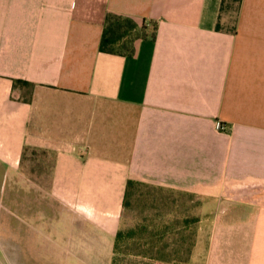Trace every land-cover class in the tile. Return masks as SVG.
Instances as JSON below:
<instances>
[{"label": "crops", "instance_id": "1", "mask_svg": "<svg viewBox=\"0 0 264 264\" xmlns=\"http://www.w3.org/2000/svg\"><path fill=\"white\" fill-rule=\"evenodd\" d=\"M129 179L191 199L197 264H264V0H0L7 264H112Z\"/></svg>", "mask_w": 264, "mask_h": 264}, {"label": "rangeland", "instance_id": "2", "mask_svg": "<svg viewBox=\"0 0 264 264\" xmlns=\"http://www.w3.org/2000/svg\"><path fill=\"white\" fill-rule=\"evenodd\" d=\"M136 36L139 37L140 34H137L136 31H132L130 36L123 40V43L126 44L125 46L128 47L130 40ZM123 43L118 44L116 48L126 52L127 50ZM35 159L37 160V155H35ZM5 180L0 184V213H5L7 209L6 191L8 186ZM142 189L144 195L140 196L138 201L136 200V202L131 203L121 220V229L129 232L132 236L127 237V239L121 244L124 253L119 255L118 264H152L150 259L136 256L134 254L135 251L147 248L152 244H157L159 246L166 242L173 247L174 239L177 237L176 232H170L164 237L163 241H158L157 237H153V233L157 228L161 229L165 222L168 224H172L175 221L181 223L185 217L194 215L196 211L195 204L191 202V199L185 194L175 191L165 192L152 188ZM147 191L149 193H147ZM247 192L250 194L247 196L251 200L263 199L264 197V192L260 188L257 189L250 187ZM162 212H168V215L164 219H159V217L155 216L157 213ZM4 222L5 218L3 217L1 219L0 229L4 227ZM197 225L198 223L192 224V229L190 230H196L197 232ZM143 226H146L147 228H144ZM190 230H185V233L189 234ZM6 250V234L5 230H2L0 231V264H7ZM187 264H197V261H193L190 258Z\"/></svg>", "mask_w": 264, "mask_h": 264}, {"label": "trees", "instance_id": "3", "mask_svg": "<svg viewBox=\"0 0 264 264\" xmlns=\"http://www.w3.org/2000/svg\"><path fill=\"white\" fill-rule=\"evenodd\" d=\"M136 28V24L129 18L121 17L114 14H108L106 17L105 27L103 30L101 42H100V50L102 52L110 53V54H132L133 53V42L138 36L133 37L130 40V44L126 47L123 42L124 39L130 36V33L134 31ZM123 43L126 52L118 50L116 46L118 44ZM25 83L23 81H17L16 83ZM142 188H152L158 189L160 191H168L165 188L161 187H152L150 185L142 184L138 181L133 179H129L127 182V189L126 195L124 200V212L123 216L125 215V211L131 205L132 202L138 201L140 196H143V189ZM147 193H149L147 191ZM146 193V194H147ZM168 215V212L157 213L155 216L159 217V219H164ZM154 216V217H155ZM123 218V217H122ZM122 220V219H121ZM199 221L198 217L195 216H187L185 219L180 222H174L172 224H168L167 222L164 223V226L160 229L157 228L153 233V237H157L158 241H163L164 237L168 235L170 232H176L177 237L174 239L173 247L169 243H162L159 246L157 244H152L151 246L138 249L135 251L136 256H141L144 258H148L153 262H165V263H174V264H187L190 260L194 247L196 245L197 240V232L196 230L192 229V224H195ZM147 228L146 226H143ZM147 230V229H145ZM185 230H190V233H185ZM132 236L129 232L124 231L120 228L116 235L114 249H113V260L112 264H118V257L120 254L124 253V249L122 248L121 244L127 237ZM116 255V257H115Z\"/></svg>", "mask_w": 264, "mask_h": 264}, {"label": "built area", "instance_id": "4", "mask_svg": "<svg viewBox=\"0 0 264 264\" xmlns=\"http://www.w3.org/2000/svg\"><path fill=\"white\" fill-rule=\"evenodd\" d=\"M217 126L219 127V125L217 124Z\"/></svg>", "mask_w": 264, "mask_h": 264}]
</instances>
